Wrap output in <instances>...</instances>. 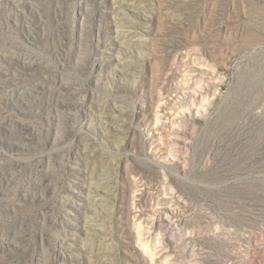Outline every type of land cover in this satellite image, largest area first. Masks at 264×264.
Returning <instances> with one entry per match:
<instances>
[{
  "label": "rangeland",
  "instance_id": "rangeland-1",
  "mask_svg": "<svg viewBox=\"0 0 264 264\" xmlns=\"http://www.w3.org/2000/svg\"><path fill=\"white\" fill-rule=\"evenodd\" d=\"M0 264H264V0H0Z\"/></svg>",
  "mask_w": 264,
  "mask_h": 264
}]
</instances>
